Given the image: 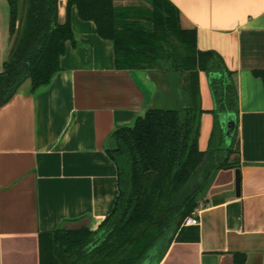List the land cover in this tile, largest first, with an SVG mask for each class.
<instances>
[{
	"label": "crops",
	"instance_id": "1",
	"mask_svg": "<svg viewBox=\"0 0 264 264\" xmlns=\"http://www.w3.org/2000/svg\"><path fill=\"white\" fill-rule=\"evenodd\" d=\"M170 1L181 25L196 29L198 49L233 72L241 194L236 168L219 170L200 201L199 241L174 240L158 264H234L238 252L264 264V81L255 73L264 70V0ZM72 27L77 42H67L62 70L37 91L26 80L0 107V264H40V235L58 227L96 230L118 194L113 133L172 102L162 73L117 69L113 43L76 7ZM9 49L10 6L0 0V72ZM200 86L205 151L218 122L225 138L218 115L231 111L216 114L210 74L200 73Z\"/></svg>",
	"mask_w": 264,
	"mask_h": 264
},
{
	"label": "trees",
	"instance_id": "2",
	"mask_svg": "<svg viewBox=\"0 0 264 264\" xmlns=\"http://www.w3.org/2000/svg\"><path fill=\"white\" fill-rule=\"evenodd\" d=\"M138 1L67 0L60 21L59 0H8L10 49L0 72V107L26 80L37 91L62 70L67 42H77L73 7L113 43L117 69L162 73L172 97L168 105L149 108L134 125L113 133L107 149L117 167L113 209L96 230L61 226L42 233L40 264H140L155 248L160 261L174 240L199 241V226L184 221L217 172L240 165L237 128L229 146L219 122L208 149L198 145L204 112L200 73L217 74L211 90L219 114L235 113L233 72L217 52L198 49L196 29L181 25L173 2ZM255 73L264 81V70ZM246 257L235 253L234 264H245Z\"/></svg>",
	"mask_w": 264,
	"mask_h": 264
},
{
	"label": "water",
	"instance_id": "3",
	"mask_svg": "<svg viewBox=\"0 0 264 264\" xmlns=\"http://www.w3.org/2000/svg\"><path fill=\"white\" fill-rule=\"evenodd\" d=\"M217 74H210V81L216 77ZM221 125L224 129V137H225V145L229 146L232 142L233 136L236 131V123H237V116L233 112L229 113H220L219 115ZM236 192L237 195L240 196L241 194V177H240V169L236 168ZM157 248H155L149 256L142 261L140 264H158L157 258Z\"/></svg>",
	"mask_w": 264,
	"mask_h": 264
},
{
	"label": "built area",
	"instance_id": "4",
	"mask_svg": "<svg viewBox=\"0 0 264 264\" xmlns=\"http://www.w3.org/2000/svg\"><path fill=\"white\" fill-rule=\"evenodd\" d=\"M199 206L194 210L192 215L186 218V220L184 221V225L186 226H199L200 225V217H199L200 207Z\"/></svg>",
	"mask_w": 264,
	"mask_h": 264
},
{
	"label": "rangeland",
	"instance_id": "5",
	"mask_svg": "<svg viewBox=\"0 0 264 264\" xmlns=\"http://www.w3.org/2000/svg\"><path fill=\"white\" fill-rule=\"evenodd\" d=\"M116 3L117 4H132V3H139V1L138 0H117ZM203 197H204V194L201 197V200L200 201H202Z\"/></svg>",
	"mask_w": 264,
	"mask_h": 264
}]
</instances>
